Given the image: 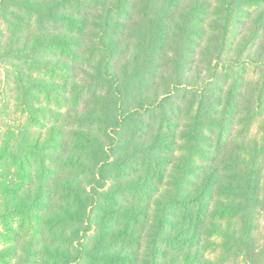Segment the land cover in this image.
Wrapping results in <instances>:
<instances>
[{
    "label": "trees",
    "instance_id": "1",
    "mask_svg": "<svg viewBox=\"0 0 264 264\" xmlns=\"http://www.w3.org/2000/svg\"><path fill=\"white\" fill-rule=\"evenodd\" d=\"M0 63V264H264V0H0Z\"/></svg>",
    "mask_w": 264,
    "mask_h": 264
},
{
    "label": "rangeland",
    "instance_id": "2",
    "mask_svg": "<svg viewBox=\"0 0 264 264\" xmlns=\"http://www.w3.org/2000/svg\"><path fill=\"white\" fill-rule=\"evenodd\" d=\"M3 74L4 70L0 63V137L3 136V133L5 131L4 129H6L7 127H16L18 122H21L24 119L23 115H19L15 111V103L11 100L7 83L3 82ZM3 239V237H0V248H2L5 244V239Z\"/></svg>",
    "mask_w": 264,
    "mask_h": 264
}]
</instances>
